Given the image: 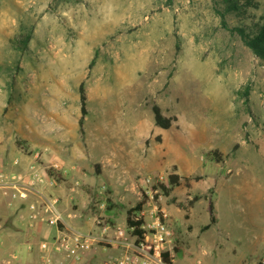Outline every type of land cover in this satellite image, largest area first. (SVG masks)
I'll list each match as a JSON object with an SVG mask.
<instances>
[{
    "label": "rangeland",
    "instance_id": "obj_1",
    "mask_svg": "<svg viewBox=\"0 0 264 264\" xmlns=\"http://www.w3.org/2000/svg\"><path fill=\"white\" fill-rule=\"evenodd\" d=\"M236 1L0 0V128L21 123L37 145L25 175L0 172L18 188L0 189L56 230L27 249L38 264L59 232L93 236V251L78 263L51 252L49 264L123 255L115 232L148 178L170 264L264 262V58L235 31H257L264 0ZM16 257L0 245V264H28Z\"/></svg>",
    "mask_w": 264,
    "mask_h": 264
},
{
    "label": "built area",
    "instance_id": "obj_2",
    "mask_svg": "<svg viewBox=\"0 0 264 264\" xmlns=\"http://www.w3.org/2000/svg\"><path fill=\"white\" fill-rule=\"evenodd\" d=\"M38 177L37 175L32 177L30 184L33 185L37 180L44 182L41 175H38ZM45 177L47 180L49 179L48 175ZM150 183V178L144 181L143 191L139 193L141 209L131 216V219L135 222L142 221L140 226L143 230L142 236L136 235L134 227H129L128 224L127 229H117L115 232L116 243L124 247L125 252L121 256L113 257L109 264H170L173 243L172 232L165 223L167 214L161 215L154 203ZM0 184L12 185L18 188L16 178H8L4 174L0 175ZM50 184L52 183L50 182ZM20 196L24 197L26 193H20ZM31 209L37 210L35 205H31ZM94 241L93 236L89 234L59 232V235L50 242L41 243V249L46 253L42 256V259L47 264L52 263L50 253L55 252L61 254L67 260L78 263L93 251ZM164 254H168V260L165 259ZM11 255L14 259L17 258L16 255Z\"/></svg>",
    "mask_w": 264,
    "mask_h": 264
},
{
    "label": "crops",
    "instance_id": "obj_3",
    "mask_svg": "<svg viewBox=\"0 0 264 264\" xmlns=\"http://www.w3.org/2000/svg\"><path fill=\"white\" fill-rule=\"evenodd\" d=\"M17 122L18 120L15 121ZM13 136L18 137L20 143L17 144L16 140L14 142ZM35 139L32 130H29L27 126L23 127L21 123L13 129L2 125L0 128V172L25 175L29 164L34 162L32 154L37 148L33 142ZM15 160H19V164H14ZM12 192L0 189V234L4 233L5 238L0 241V245L4 246L7 242L11 254L21 256L22 260L28 264H38V256L29 255L27 249L32 245L34 250L37 249V243L56 234V230L46 225H33L31 220L33 212L30 211L28 202L22 203L23 201L13 199ZM17 248H24V251L21 249L17 251Z\"/></svg>",
    "mask_w": 264,
    "mask_h": 264
},
{
    "label": "trees",
    "instance_id": "obj_4",
    "mask_svg": "<svg viewBox=\"0 0 264 264\" xmlns=\"http://www.w3.org/2000/svg\"><path fill=\"white\" fill-rule=\"evenodd\" d=\"M229 1H232V2H229ZM227 3H229L230 5L229 8H236L237 6L235 5V3H238V2L237 1L235 2V0H228ZM235 31L238 33L242 41L248 47H250L256 55L264 58V18H263V23L260 24V26L258 27L255 33L251 34L247 32L244 28H235ZM79 94H80V109H81V118L79 122H80V125H82L84 117L87 115V106H86L87 96H86L83 84L79 88ZM153 113H154L155 123L157 126L163 129H167L168 127H170L171 125L170 120L162 116L158 107L155 106L153 108ZM178 180H179V177L177 175L171 174L169 176V183L171 186L177 185ZM162 187L166 189L165 186H162ZM140 209H141V203H138L136 207L128 210L127 224L129 227H134V233L141 237L143 233V230L140 227L142 224V221L135 222L131 219L132 214ZM213 210H214L213 204H210V212H211L210 213V223L205 226V229H208L211 225H214L216 222V218L214 216ZM164 257L166 260H168V254H164ZM259 264H263V263H259Z\"/></svg>",
    "mask_w": 264,
    "mask_h": 264
}]
</instances>
